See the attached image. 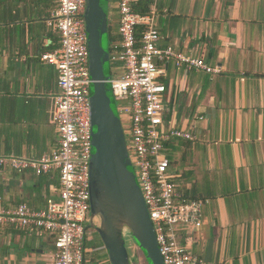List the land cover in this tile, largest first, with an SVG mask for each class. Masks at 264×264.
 Here are the masks:
<instances>
[{
  "label": "crops",
  "instance_id": "obj_1",
  "mask_svg": "<svg viewBox=\"0 0 264 264\" xmlns=\"http://www.w3.org/2000/svg\"><path fill=\"white\" fill-rule=\"evenodd\" d=\"M19 2L0 0V156L40 157L58 143L57 72L41 59L59 47L46 23L56 2ZM37 9L41 16L27 14ZM157 9L160 48L221 68L210 74L170 61L160 76L166 127L194 136L167 144L177 190L206 201L188 249L206 264H264V0H157ZM117 20V11L109 14L110 52L120 47ZM58 185L56 172L0 166L6 207L43 209ZM55 251L46 234L0 227V264H54ZM104 255L98 264L108 262Z\"/></svg>",
  "mask_w": 264,
  "mask_h": 264
},
{
  "label": "built area",
  "instance_id": "obj_2",
  "mask_svg": "<svg viewBox=\"0 0 264 264\" xmlns=\"http://www.w3.org/2000/svg\"><path fill=\"white\" fill-rule=\"evenodd\" d=\"M46 20L59 36V47L41 55L57 72V94L51 122L58 143L40 157L0 156V166L36 175L56 172L59 185L43 209L26 203L6 207L0 200V227L24 228L51 237L56 249L54 264H85L89 215V160L91 153L89 48L83 14L86 0H55ZM136 0H114L118 13L119 50L110 52V86L126 145L155 231L164 264H206L188 249L191 227H199L205 200L183 197L170 169L167 144L194 136L179 128L166 127L165 84L160 81L170 61L176 67L220 74L221 68L203 59L158 46L157 0L145 11L134 9ZM110 5V1H109ZM139 31V37L138 32ZM125 132V131H124Z\"/></svg>",
  "mask_w": 264,
  "mask_h": 264
},
{
  "label": "water",
  "instance_id": "obj_3",
  "mask_svg": "<svg viewBox=\"0 0 264 264\" xmlns=\"http://www.w3.org/2000/svg\"><path fill=\"white\" fill-rule=\"evenodd\" d=\"M83 18L91 78L90 210L85 228L97 232L109 264H140L127 237L146 264H164L111 91L109 0H86Z\"/></svg>",
  "mask_w": 264,
  "mask_h": 264
},
{
  "label": "rangeland",
  "instance_id": "obj_4",
  "mask_svg": "<svg viewBox=\"0 0 264 264\" xmlns=\"http://www.w3.org/2000/svg\"><path fill=\"white\" fill-rule=\"evenodd\" d=\"M10 1V3H11V6L12 5H19L21 2H19L20 0H9ZM23 1V6H26V9L27 8H29V7H27L28 6V1L29 0H22ZM110 1V5H109V14L111 15V16H113L114 15V13L116 14V7H115V5H114V0H109ZM0 8H1V3H0ZM28 15L29 14H38V16H41V14H40V12L38 11V9L37 10H33V11H31V12H28L27 13ZM113 25V24H112ZM112 65V67H116V66H119V62H115V61H111V63L109 62V65ZM111 65H110V67H111ZM109 73L111 74V70H109ZM115 102V101H114ZM117 104H120L119 102L117 103H115V105H117ZM123 125V124H122ZM124 129H125V125H124ZM123 129V130H124ZM125 131V133L127 134V131L126 130H124ZM88 231H90V230H93V229H87ZM100 238V237H99ZM99 238H97L96 239V241H97V245H100V244H102V241H101V239H99ZM128 238V244H129V248H130V253L132 254V255H134L137 259H138V261L140 262V264H146L145 263V261H144V258H143V256H142V254H141V252H140V250L136 247V245L134 244V241H133V239L131 238V237H127ZM100 243V244H99ZM104 250H103V245H102V248H100L99 249V252L102 254V252H103ZM104 258V257H103ZM85 264H95V263H85ZM96 264H98V263H96ZM106 264H109L107 261H106Z\"/></svg>",
  "mask_w": 264,
  "mask_h": 264
},
{
  "label": "flooded vegetation",
  "instance_id": "obj_5",
  "mask_svg": "<svg viewBox=\"0 0 264 264\" xmlns=\"http://www.w3.org/2000/svg\"><path fill=\"white\" fill-rule=\"evenodd\" d=\"M91 229V228H89ZM87 239L85 241L86 245V254H85V260L87 263H97V256L102 255L99 252V249L101 247H96L95 244L97 243L96 239L98 238L97 235H95L92 230L86 231Z\"/></svg>",
  "mask_w": 264,
  "mask_h": 264
},
{
  "label": "trees",
  "instance_id": "obj_6",
  "mask_svg": "<svg viewBox=\"0 0 264 264\" xmlns=\"http://www.w3.org/2000/svg\"><path fill=\"white\" fill-rule=\"evenodd\" d=\"M149 4V0H136L135 4H134V9L140 12H143L146 10V8L148 7ZM138 37H139V31L137 32ZM92 232L98 236L97 232L95 230H92ZM100 239V238H99ZM98 243L95 244L96 247L98 246H102L103 244L97 245ZM107 258V255H104Z\"/></svg>",
  "mask_w": 264,
  "mask_h": 264
}]
</instances>
